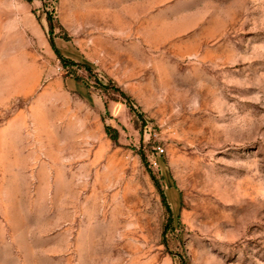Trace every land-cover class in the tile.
<instances>
[{
	"label": "rangeland",
	"instance_id": "1",
	"mask_svg": "<svg viewBox=\"0 0 264 264\" xmlns=\"http://www.w3.org/2000/svg\"><path fill=\"white\" fill-rule=\"evenodd\" d=\"M0 264H264V0H0Z\"/></svg>",
	"mask_w": 264,
	"mask_h": 264
},
{
	"label": "trees",
	"instance_id": "2",
	"mask_svg": "<svg viewBox=\"0 0 264 264\" xmlns=\"http://www.w3.org/2000/svg\"><path fill=\"white\" fill-rule=\"evenodd\" d=\"M48 42L53 50V52L55 53V55L57 56V58L60 60L61 62V65L63 68L65 69H71L73 67L76 66V64L70 60H66L65 58H63L58 50L54 47V44L51 40V37H49L48 39ZM83 69L88 73V74H91V70L88 68V67H83ZM72 76H74V80L78 81V82H83L79 77H75V73H72ZM95 83L96 85L104 92H107L109 90H111L112 92H114L115 94H118L126 103H127V106L129 108V110L135 114L138 118L141 116L140 114L136 113L135 109L132 107V103H130L129 101V98L125 97L117 88L115 87H107L105 85H102L101 83H99V81L95 80ZM85 86L87 87L88 85L85 84ZM105 131L106 133L108 134V136L110 137V139L113 141V142H116L117 141V132L110 128V127H106L105 128ZM152 180H154V177L152 176V174H150ZM155 182V181H154ZM161 200H162V203H164V197L163 195H161Z\"/></svg>",
	"mask_w": 264,
	"mask_h": 264
},
{
	"label": "crops",
	"instance_id": "3",
	"mask_svg": "<svg viewBox=\"0 0 264 264\" xmlns=\"http://www.w3.org/2000/svg\"><path fill=\"white\" fill-rule=\"evenodd\" d=\"M23 31H24V34L28 37V32H29V28L28 27H26L25 29H23ZM31 34H33L34 36H35V38L39 41V43H36V45H41V46H44L45 45V42H46V40L44 41L42 38H41V36H40V32H39V30L38 29H36V28H31ZM21 32H20V30L18 29L17 30V28L14 26V25H12L10 28H7L6 29V31H5V34H4V36H5V39L8 41L7 42V45L9 46V47H11L12 45H13V38L14 37H19V39H20V37H21ZM23 39V38H22ZM49 43V42H48ZM50 45V44H49ZM21 46L22 47H25V46H29L28 45V41L27 40H25L24 39V42L21 44ZM51 47V46H50ZM52 49V48H51ZM14 50V49H13ZM25 52H26V49H25ZM20 53H21V49H20ZM74 80V79H73ZM76 83H78V84H81L80 82H78V81H76V80H74ZM118 139V138H117ZM117 142V141H116ZM151 174V173H150ZM150 178H151V176H150ZM152 179V178H151ZM153 182H154V180H153Z\"/></svg>",
	"mask_w": 264,
	"mask_h": 264
},
{
	"label": "built area",
	"instance_id": "4",
	"mask_svg": "<svg viewBox=\"0 0 264 264\" xmlns=\"http://www.w3.org/2000/svg\"><path fill=\"white\" fill-rule=\"evenodd\" d=\"M156 150L158 151V153H162L163 152V150L161 148H159V147Z\"/></svg>",
	"mask_w": 264,
	"mask_h": 264
}]
</instances>
